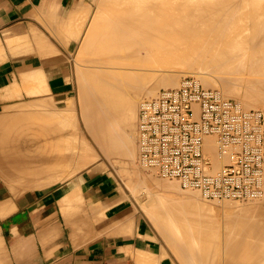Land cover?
<instances>
[{"label": "crops", "instance_id": "crops-1", "mask_svg": "<svg viewBox=\"0 0 264 264\" xmlns=\"http://www.w3.org/2000/svg\"><path fill=\"white\" fill-rule=\"evenodd\" d=\"M98 2L0 0V120L24 105L76 97L75 58H92L81 38H63V30L70 23L82 31ZM63 125L47 117L0 121V182L35 188L20 197L0 188V264H176L113 177L86 171L45 187L64 178L57 169L69 163L72 172L81 169L79 150L71 155L62 142L66 128L77 134V124ZM67 194L83 203L65 205Z\"/></svg>", "mask_w": 264, "mask_h": 264}, {"label": "bare ground", "instance_id": "bare-ground-1", "mask_svg": "<svg viewBox=\"0 0 264 264\" xmlns=\"http://www.w3.org/2000/svg\"><path fill=\"white\" fill-rule=\"evenodd\" d=\"M110 1L111 0H108V2L107 0H103L102 2L100 1L99 4L97 5L106 6V8L99 7L97 9H100V10L102 9L101 11H104V13L106 12V10H110V13H111L112 10L110 8H113L114 4L115 3L117 4L118 2H116L117 1L116 0L114 3V0H113V2H111L113 4L112 6ZM240 1L245 2L246 0H239L238 3ZM122 2L124 1L122 0ZM236 2L237 0H141L138 4L135 3L136 6L138 5L137 6L138 8L139 6L143 8L142 14L140 12L141 14L140 17L138 16L139 12L136 13L137 10H135V5H133L134 6L133 8V6H131L132 3L125 2L126 5L125 4L123 5L128 6L131 9V11L135 14L133 15L130 9L128 8L129 10H127V7H126L125 9L128 11L126 12L128 14L131 13L132 16L127 15L125 11H123L122 16L124 14L128 16L125 22L116 23L115 22L116 18H114V20L113 18L112 20L109 19L110 21L107 22V27L109 29L108 30L105 29L108 32V34L106 32L102 33V35L100 36L98 40L100 32H103L102 31L103 29H101L100 32L92 33V34H95V33L97 34L96 35L97 37H94L97 39V41L94 42L90 38H89L90 39L89 41H91V43L93 41V44L94 43L98 44L100 42L99 46L104 41L103 44L101 45L103 47L104 45L106 46V43L107 44L109 43L111 44L113 42L118 43L117 38H119L120 44L119 43L118 45L116 44L118 48H115L116 45L114 47V49L120 50V52L117 50L119 52L118 56L119 54L123 55V53H126V52L122 53V49H119L120 46H125L126 44L128 46L132 45L130 47L132 48L131 53L133 52L137 53L139 50L142 51V48L143 50L145 49L144 51L146 52V54L144 53V56L145 55L148 56V54H150V51H151L149 49L151 47L152 48L155 47L154 51L155 50L158 51V49L160 50V52L158 53V56L164 55L166 57H170L168 58L169 60L172 58L175 60V57L177 59V56H178V58L181 60L179 61V59H177L175 61L176 64L178 62L180 63L181 61H183L182 57L185 60V56H186V61H187L186 63L189 64V66L192 64L191 66H193L194 69H195V64H196L197 70L201 69L202 66L206 67V68L202 67L203 68L202 70L204 69L207 70V68H210L209 69L210 72H212L211 69L218 68V70L217 69L215 70H216V73L217 72L219 73L221 69L223 73L221 72L219 73V75L222 74V76H217V77L213 76L212 78L210 77L212 76V74L211 75L210 73L206 74L203 71L206 75L201 74V76H198V79L195 78V76L194 78L199 83L201 82L200 84L202 85V87L204 88L210 87L209 89L218 91V93L221 95L223 99L232 100L228 98L226 99V97H230L236 100V101L234 100L232 101L236 102L241 109L242 107L246 109V110L242 109L244 112L255 110V111L260 112L264 117V47L263 45H261L260 47L261 49L259 48V44L264 43V10H262V8H264V4H261L263 5V7H261L260 5L261 9H259L258 8L259 6H258L257 8H253V10L246 11L244 8L242 10L237 11V13L234 14L233 12L235 11V8L233 7L234 6L233 3H236ZM102 3L103 4L105 3V4L103 5ZM109 3L111 4V7L108 6L110 5ZM129 4L131 7L129 6ZM173 5L176 7H174ZM117 6L119 5L117 4ZM236 6L240 7L238 4ZM107 7H110V8H107ZM232 7L234 10L232 9ZM116 9L118 8H115L113 10V11H116L115 14L112 11L114 15L116 14L118 15L120 12L122 13L123 6H122V9L119 8L121 11L119 9L118 10ZM97 11L100 12L99 10ZM97 11H94V12H97ZM117 11L118 12L120 11V12L117 13ZM138 11H141V10H138ZM155 12L156 14L158 13L157 14L158 17L154 14ZM171 12L174 13L175 15L171 14ZM71 13H73V11H71ZM106 15L107 17H103V16L100 17V15L95 16V20L98 19V18L96 19V17H99L98 22L101 19L103 20L101 22H104L103 18H110L109 17L110 14H106ZM234 18H237L238 23L240 24V28L236 26L238 30L240 31L237 33V35L235 34L238 30H236V32H233V34L231 33L233 35L231 39L229 37L231 34L229 33V36H228V32H232V29H230L231 31L226 30L227 31L226 32L224 28L226 26H229V24L228 25L226 24L231 23L232 20L234 21V23H236ZM70 20L72 21V19ZM70 20L68 21L70 22ZM91 23L92 22H90V24ZM104 23L106 25V22ZM92 24H96V23H92ZM67 25L68 26L65 25V28L68 27L66 29L68 33L70 32L71 29L75 30L73 29L75 27L70 28L72 24L67 23ZM60 26H59V29L62 27ZM87 27H86V31L89 34V32L93 31V29L94 31H96V27L98 28L97 30H99L100 26L94 25L92 29L90 27L88 30H87ZM247 27L249 28V30L252 29V32L249 31L250 34L253 33L251 37L249 36L247 37V29H248ZM113 29H115L116 31H113ZM79 31L81 30H78L77 33ZM86 31L83 34L84 36H82L83 40L85 39L84 37L88 38ZM73 32L75 33L74 37L75 35L77 36V33L75 31ZM73 32H70V33L72 34ZM115 32L116 34L117 33L118 34L116 35ZM68 33L67 35L70 38V35ZM90 34L89 36H91ZM64 37L65 35L63 36V38ZM68 37H66V39H68ZM78 37L79 36L75 38L78 39ZM116 39L117 41H113ZM121 39H123L124 41ZM245 39L251 40L252 42L250 43H252V46L254 44H257V46L254 45L256 46V50L254 49V51L251 52L250 55L249 54L245 55L243 53L244 56L240 55L239 57V55L238 56L236 55L237 58L231 57V56H230L231 58L228 57L227 54H229L230 51L233 52L236 49V48L234 49L231 48V46L229 47V43H231L232 40L234 41L236 40L237 42H242ZM227 41H228L227 43L228 47L226 46ZM256 41H261V43L259 42L256 43ZM121 42L122 44H124L123 42H125L126 44L122 45ZM233 42L231 44H233ZM250 43H249L248 48H250L251 46ZM134 45H137L135 49L138 48L137 49L138 51L134 49L133 47ZM138 45L141 47H139ZM91 47L92 49L93 47L96 48V45L95 44L93 46L91 45ZM147 47H149V49ZM179 47L183 49L184 51L181 50ZM101 48H100V51H101ZM184 48H186L187 50H185ZM251 48L248 50H251ZM108 49L109 47H107V49L105 48L106 50L105 53L110 52V51H107ZM105 50H103L102 52H104ZM147 51L149 52L148 54H147ZM151 52H153V49ZM136 53H135V57L136 55L137 56L139 55L138 53L137 54ZM154 53H156L157 55V52H153L150 55L154 56L155 55ZM130 55L128 59H130L131 57ZM171 55L173 56L171 57ZM115 56L116 55L112 57L110 54V56L108 57L105 56V57H106V60H110V57H112L111 59L114 60ZM123 56L125 59L126 54ZM147 56L145 58L146 59L148 58L149 61H147L148 59L143 60L144 58H142L140 55H139V58L141 57V59L145 61L144 62L145 64L147 62H148L147 64H149L150 60L152 59H150V56L148 57ZM164 56L163 58L169 61ZM97 57L98 56H96V58ZM105 57H104V61H106ZM117 57H115V60ZM155 57L156 56H154V58ZM154 58H153V61H154ZM118 59L120 60V58H117L116 61H119ZM138 59L135 61H138ZM141 59H140V62L138 61L139 65L143 62ZM155 59L157 60L155 61L156 64H158V65L156 64L155 65L158 66V68L160 66L164 67V65H161L162 63L159 61L161 60V58L159 59V57H156ZM173 59L170 60V66L168 65L169 67L174 65ZM131 60L133 59L131 58ZM110 63L112 62L110 61ZM151 63L152 62H150L149 66L152 65L153 67L154 64L153 63L151 64ZM168 63L169 62H167V64ZM110 65L114 66V64H110ZM109 69L107 70L109 71ZM112 70L114 71V69ZM125 70L127 71L126 68ZM141 70L142 69L139 70L140 73H132V71L130 73L129 71L128 73L124 71L123 73L121 69L122 73H119L120 70L119 71L116 70L117 71L115 72L116 74H109V73L105 74V71H102V70H100V73H98L99 70L95 71L96 73L92 71L93 73L91 74H93L92 76L93 78L88 76V78H90V81H92L91 85H89L90 82H88L87 79H85L88 85L84 84L85 86L82 89V90H85V87L86 86L88 87L87 88L88 91L85 90V92L82 94L83 96L85 95L86 91L87 92L90 91L89 93H86L87 97L84 96L83 99L81 95V99L83 101V102L81 101V103H83L81 104L82 105L81 106L82 120L84 121L83 123L85 124V129H87L86 131H88V133L91 135L90 137H92L91 138L92 141L98 147L100 152L105 157H107V159L108 157L111 159L113 158L114 160H116L115 164L116 163L117 164L121 163L120 165L124 164L120 166L122 167V169L123 167L131 168V164H133L132 160L136 157L135 155L138 151L137 141H136V139H138V136H139V132L137 128L138 112H139L140 106L143 105V102L145 101L144 100V101H141V103H139V100L143 99L142 97H147L146 100L154 99L157 96L156 92L159 91L160 88L161 89L162 88L163 89H168V88L173 89V88H177L180 85V82L177 85V82H176L177 78L175 77L176 75L173 77L174 73H172V71L170 72L172 73V76H169L170 74L165 76L164 74L165 76L164 78H163V75H161L162 78L159 80H156L158 76L156 77L155 73H152V74L148 73L149 75L151 74L149 76L148 74H145L144 72V75H143L141 74ZM137 71L138 70L133 71V72H137ZM239 71H245L247 75H245V72L239 73ZM103 72L105 75L103 74ZM232 73H236V74L234 75ZM153 74H155L154 76L155 79L153 77ZM248 74L249 75L252 74V77L251 76L248 77ZM215 75H218V74H215ZM217 84L219 85V88L221 91H219V89L214 88L218 86ZM222 94L224 95V97L222 96ZM248 108H253V109L247 110ZM254 108H259L262 111L258 109H254ZM135 142H136V145H135ZM84 145L79 151V161H80L79 166L81 168H84L87 165L94 163L97 157L96 152L93 150V148H91V146L89 147V146H84ZM202 152L212 163L211 173H214V174L218 173L220 171L222 163L225 161V158H223L224 160H222L219 157L217 138L216 137H204L203 142H202ZM137 163H138V159H137ZM123 171H126V170L124 169ZM129 171L130 170H128V172H125V173L126 174L129 173ZM150 172L154 173L153 171H150ZM132 173H137V172L133 170ZM159 178L170 180V183L166 182L165 184H160L159 186H157L161 188V192L155 196L156 197V210H153L150 213H153L154 220L158 222L159 226L161 227V231L168 232L167 234L169 235V237L170 235L175 237L174 242L176 243V245L178 244L179 246L177 248H179L182 251L184 250V248H186V249H189V252L194 253L196 249H206L207 251H209V249L214 245L216 247H219V242H217L218 240L216 239V238L219 239V237H216V236H218V233L222 231V229L224 228L225 234L229 236L227 243H226L227 248L229 249L231 253L233 254L237 253L235 258L231 254H229V259H228L227 264H259V263L264 262V193L256 198H251L247 200L208 199L198 189H190V188L183 189L178 180L166 179V178H161V177ZM141 179L142 178L138 179L137 181ZM155 179H152V180L156 182L159 180V179L158 180H155ZM147 181L144 182L146 184L144 186L145 191L149 189L147 187V184H148ZM154 181L153 182L151 181V182L154 184ZM179 188L181 189V192ZM171 190H175L176 192L178 191V193L179 192L183 193L184 191L188 193L185 194L184 192L183 197H169L167 195V192ZM189 191H192V192H189ZM147 197L148 199H151L150 193H147ZM199 198L201 200L203 199V201L201 202ZM204 200H206V203H204ZM207 201H210V202L212 201L214 203L221 202L222 204H224V205L221 204L222 206L221 209L224 210L222 212L223 213L225 212L224 217H223V225L219 223V218L217 216L219 213V209L217 208L218 209L217 210L216 207L215 208L212 207V205L208 204ZM240 201L247 203L246 204L247 210L242 211L243 208L235 209L237 205L236 202H240ZM259 201H261L260 204H255L256 202L258 203ZM182 234H185L186 236H188L189 241L184 242V243H181L180 241H178V237L176 238V235L179 236ZM212 237H215L217 241ZM185 256H184L185 261H187L188 258H194L193 255L187 258ZM195 262L196 264H219L218 260L210 259V258L208 259L207 257H204L202 261L195 260Z\"/></svg>", "mask_w": 264, "mask_h": 264}, {"label": "built area", "instance_id": "built-area-1", "mask_svg": "<svg viewBox=\"0 0 264 264\" xmlns=\"http://www.w3.org/2000/svg\"><path fill=\"white\" fill-rule=\"evenodd\" d=\"M138 163L208 199L247 200L264 193V117L244 112L218 91L184 76L177 88L160 89L138 112ZM204 137H216L220 171L202 152Z\"/></svg>", "mask_w": 264, "mask_h": 264}, {"label": "rangeland", "instance_id": "rangeland-1", "mask_svg": "<svg viewBox=\"0 0 264 264\" xmlns=\"http://www.w3.org/2000/svg\"><path fill=\"white\" fill-rule=\"evenodd\" d=\"M102 2L103 0H99V2ZM115 1L116 0H114V3H115ZM124 2H122V0L120 1V0H117L116 2H118L117 4L119 5V6H117V4L115 3L114 4V7L113 8H110L111 7V2H113V0H111L110 1V5H108V6H110V7H107V8H110L112 11L115 9V8H120V9H122V6H123V10H122V13L120 12H118L117 11V13H119L118 15L116 14V15H114L115 14V12L116 11H113V13H112V11H111V13H110V10H106V12L104 13V11H101L100 9H97V8H99V7H105L106 8V6H100V5H98V7L97 8H95V11H97V10H99L100 12H94V16L93 15H91L92 17L90 18L89 16H88V14H87V16H88V18H89V22H87V24H85V23H83L84 25H86L85 27H84V29H82V31H79L78 33H79V35H78V33H77V31L79 30V29H77L76 30V28H73V27H75L73 24H72V26H70V27H72L73 29H75V30H70V32H73V31H75L76 33H77V36H79L78 37V40H80V38L82 39V43H83V45L85 44V45H87L88 44V47H86V48H88L87 50H84V48L82 49V51H83V53L84 52H86L87 54L86 55H88V57H90V58H92V61H87V60H84V59H82V60H77L76 58H75V73H72L73 74V77H74V83H75V85H76V87H77V90H76V97L74 98V99H72L71 101H68V102H66V103H64V104H57V103H54V102H52L51 100H45V101H38V102H34L33 104H29V105H24V106H21L20 108H18V109H16L13 113H11L10 115H8V116H6V117H3V118H1V122L2 123H6V122H9V121H16V120H30V121H33V120H36V119H41V118H43V117H47L48 119H53L54 121H58V120H61V125L64 127V122L66 121V122H73L74 120H75V122H76V124H77V130H78V132H77V134H74L73 133V131L70 129V128H66L65 130H64V134H63V138H62V142H63V149L65 148V151L67 150L66 149V147H68V146H70L71 147V155L74 153V152H76V150H79L80 151V149L83 147V145L84 144H86V145H84V146H91V148H93V150L96 152V160L94 161V163H91L90 165H87L86 167H84V168H81V169H79L78 171H76V172H72V164H67V167H65V168H59V169H57V172H56V175L57 174H60V175H62V177H64L63 179H61V180H58L55 184H51V185H48V186H45V187H49V186H52V185H57V184H64L65 182H67L68 180H70L71 178H74L75 176H77L78 174H80V173H83V172H86V171H89L91 174L92 173H94V172H98V173H101V174H103V175H109V176H111V177H113L115 180H116V182H117V187H118V189H119V191H120V193H121V195H122V198H123V200H125L129 205H131V208L132 209H134V211H135V213H136V217H142L148 224H149V226H150V228L152 229V230H155L156 232H157V234H158V240L159 241H161L162 242V244L163 245H165L166 247H167V250H168V252L169 253H171V256H172V258L175 260V262H176V264H196V262H195V260H200V261H202V259L204 258V257H207L208 259L210 258V259H216V260H218L219 261V264H227V262H228V259H229V254H231L234 258L236 257V255H237V253H231L230 251H229V249L227 248V246H226V243H227V240H228V238H229V236H227V234H225V229L223 228L222 229V231H220L219 233H218V236H216V237H219V239L218 238H216L215 239V237H212V238H214L217 242H219V247H216L215 245L214 246H212L210 249H209V251H207L206 249H196L195 251H194V253H191V252H189V249L188 250H186V252H189L190 254H186L184 251H182V250H180L179 251V248H177V247H179L178 246V244L176 245V243L174 242V240H175V237L174 236H171L170 235V237H169V235L167 234L168 232H164V231H161V227L159 226V224H158V222L157 221H155L154 220V217H153V213H150L151 211H153V210H156V195L158 194V193H160L161 192V188H159V187H157V186H159L160 184H165L166 182H169L170 183V180H165V179H160L159 177H157L156 176V174H154V173H151L150 171H148V170H144L143 168H141L139 165H138V163H137V153H136V157L132 160L133 161V164H131V168L130 167H128V168H124L123 167V169H122V167H120V166H122V165H124V164H122V165H120L119 163L117 164H115V162H116V160H114L113 158L111 159V158H109L108 157V159H110V160H108L107 159V157H105L101 152H100V150L98 149V147L94 144V142L92 141V137H90L91 135L88 133V131H86L87 129H85V124L83 123L84 121L82 120V108H81V104H83V103H81V101H82V99L84 98V96L85 97H87V95H86V93H89V92H87L88 90H87V86L85 87V90H87L86 91V93H85V95L83 96L82 94L85 92V90H82L83 89V87L85 86V85H88L87 84V81L88 82H90L89 83V85H91V83H92V81H90V78H88V76L89 77H92L93 76V74H91V73H93V72H95V71H97V70H99L98 71V73H100V70H102V71H105V74L106 73H109V74H116L115 72H117V71H119V73H122V71H123V73H124V71H126L125 70V68L127 69V73H128V71H129V73L132 71V73H140L139 72V70L140 69H142L141 70V74H143L144 75V72H145V74H148V73H155L156 74V80H159V79H161L162 78V76L161 75H163V78L165 77V76H167V75H169V76H172V73H174L173 74V77L175 76L176 78H177V85L179 84V82H180V80L184 77V76H191V74H192V76L194 77L195 76V78H197L198 79V76H201V74H203V75H206V74H209L210 73V75L212 74V76H210V77H212L213 78V76H222V74H220L219 75V73H221L222 71H221V69H220V72L218 73H216V70L215 69H217L218 70V68H215V69H211V71L212 72H210V68H207V70H209V71H207V70H202L203 68H206V67H201V69H198L197 70V68H196V64H195V69H194V67L193 66H189V64H187L186 62V56H185V60H184V58L182 57V60L183 61H181L180 63L178 62L177 64H176V60L177 59H179L178 58V56H177V59H176V57H175V55H174V57H175V60L173 59V66H171V67H169L170 66V60H172V59H168V58H170V57H166V56H164L163 54V56L164 57H166L169 61H167L165 58H163V56H158V53L160 52V50L158 49V51L157 50H155L154 51V49H155V47L154 48H150L149 49V47H147L149 50H151L152 51V49H153V52H157V55H156V53H154L155 55L154 56H156V57H159V59L161 58V60H159L162 64L161 65H164V67L162 66H160V64H159V68H158V66H156V65H158V64H156V62L155 61H157L158 60V58H157V60L154 58V56H152V55H150V54H152L153 52H151L150 51V54H148L149 52L147 51V54H148V56H150V59H152V60H150V62H152L154 65H153V67H152V65H150L149 66V64H150V62H149V64H145L144 62L145 61H143V60H147L145 57L147 56V55H145L144 56V53L146 54V52L143 50V48H142V51L141 50H137V49H135V47L137 46V45H134L133 47H134V49L135 50H137L138 52V54L142 57V58H144L143 60L141 59V57L139 58V55L137 56L136 55V57H135V53L133 52V53H131V51H132V48H130L131 46H128L125 42H123L124 44H122V42H121V44L122 45H125V46H127V47H125V46H120L119 47V49H122V53L123 52H126V53H123V55H125L126 54V56H125V59H124V56L123 55H120L119 54V56H118V53L120 52V50H118V49H114V47H115V45L117 44L118 45V43H119V38H117L118 39V43L117 42H113V43H109L110 44V46H109V44H107L106 43V46L107 47H109V49L107 50V51H110V52H107V53H105L106 52V50H105V48L107 49V47L104 45L103 47L101 46L102 44H103V40H101V41H103L102 42V44H100V46H99V43L97 44V43H94L95 45H96V48H94L93 47V49H92V47H91V45L93 46L94 44H93V41L95 42V41H97V39L96 38H94V37H97L96 35V33L95 34H92V33H94V32H100V30L101 29H103L102 31L103 32H100V35H99V37H98V40H99V38H100V36L102 35V33H107L108 34V32L106 31V30H108L109 28L107 27V22L108 21H110V20H112V18H113V20H114V18H116L115 19V22L116 23H123V22H125L126 21V19L128 18V16L127 15H130V16H132V14L131 13H133L132 11H131V9L128 7V6H125L126 4H125V2L126 3H132L131 4V6H133V5H135V3L136 4H138L141 0H123ZM130 1H132V2H130ZM238 1L239 0H237V2L236 3H233V7L235 8V11L233 12L234 14L235 13H237V11H239V10H242V9H244L245 8V10L246 11H249V10H253V8H257L258 6V8L259 9H261L260 8V5L261 4H264V0H246L245 2H242V1H240L239 3H238ZM99 2H98V4H99ZM107 2H108V0H107ZM134 2V3H133ZM121 3V4H120ZM245 3V4H244ZM103 4V3H102ZM105 4V3H104ZM103 4V5H104ZM123 4H125V5H123ZM173 4V3H172ZM239 5L240 7H238V6H236V5ZM106 5H107V3H106ZM112 6H113V4H112ZM116 6V7H115ZM129 6H130V4H129ZM130 6V7H131ZM138 6V5H137ZM136 5H135V10H137V12L136 13H138L139 15V17L141 16V14H142V12H143V8H141V6H139V8L137 7ZM174 6V5H173ZM172 6V7H173ZM247 8H246V7ZM127 7V10H129L130 9V11H131V13L130 14H128L127 12V10L125 9ZM137 7V8H136ZM174 7H176V6H174ZM233 7H232V9H233ZM261 7H263V5H261ZM129 8V9H128ZM133 8H134V6H133ZM141 8V9H140ZM239 8V9H238ZM118 9H116V10H118ZM237 9V10H236ZM138 10H141V11H138ZM234 10V9H233ZM262 10H264V8H262ZM123 11H125V13L127 14V15H123L122 16V14H123ZM127 11V12H126ZM133 11H134V9H133ZM140 12H141V14H140ZM176 12V11H175ZM99 13V14H98ZM97 14V15H96ZM106 14H110V18H103L104 19V22H106V25H105V23L104 22H101V21H103L101 18V20L98 22V20H99V17H96V19L97 20H95V16H99L100 15V17H107V15ZM111 14H112V16H111ZM135 13H133V15H134ZM156 16H157V14H156V12L154 13ZM171 14H173V15H175L174 13H172L171 12ZM86 16V17H87ZM118 16V17H117ZM120 17V18H119ZM123 17V18H122ZM158 17V16H157ZM107 19V20H106ZM110 19V20H109ZM119 19V20H118ZM235 19V22L236 23H234V21L232 20L231 21V23H227L226 25H228L229 24V26H226L224 29H225V31L227 30V31H231L230 29H232V32H228V36H229V33L231 34H233V32H236V30H238V28H240V24L238 23V20H237V18H234ZM90 20H92V21H90ZM97 21V22H95V21ZM106 20V21H105ZM121 20H122V22H121ZM94 21V22H93ZM90 22H92V23H96V24H90ZM233 23V24H232ZM82 24V25H83ZM90 25V26H89ZM94 25H99L100 27H99V30H97L98 28L96 27V31H94V29H93V31H90L91 32V34H90V32H89V34L91 35V36H89V34H88V32L86 31V27H87V30L91 27V29H92V27H94ZM140 25V24H139ZM232 26V28H231V26ZM234 25V26H233ZM236 26H238V28L236 27ZM227 28V29H226ZM233 28H235V29H233ZM237 28V29H236ZM248 28V27H247ZM90 29V30H91ZM106 29V30H105ZM235 30V31H234ZM86 31V33H87V37L88 38H86V37H84L85 39L83 40V37L82 36H84L83 34H84V32ZM112 31V30H111ZM113 31H116L115 29H113ZM112 31V32H113ZM226 31V32H227ZM240 30H238L237 32H236V34L235 35H237V33L239 32ZM249 31L250 32H252V29L251 30H249V28L247 29V37L249 36V37H251L252 36V34H250L249 33ZM63 32H64V34H63V36L66 34L67 35V33H68V31L67 30H63ZM68 33L69 35H70V37L71 38H73L74 39V32L71 34V33ZM114 33V32H113ZM99 34V33H98ZM115 34H116V32H115ZM118 34V33H117ZM116 34V35H117ZM230 35L229 37L232 39V37H233V35ZM245 34H246V32H245ZM94 35V36H93ZM76 35H75V37H77ZM92 39L93 41H92V43H91V41H89L90 39ZM94 38V39H93ZM117 39L116 40H113V41H117ZM87 40H88V42H87ZM121 40H123V39H121ZM124 41V40H123ZM197 41V40H196ZM234 40H232V42H233ZM236 41V40H235ZM233 42V44H231V43H229V47L231 46V48H236L235 50H237V51H230V53L229 54H227L228 55V57H236L237 58V56L239 55V57H240V55H242V56H244V54L245 55H247V54H249L250 55V53L251 52H253L254 51V49L256 50V46H257V44H254V45H256V46H252V43H250V42H252L251 40H249V39H245L244 41H242V42ZM87 42V43H86ZM90 42V43H89ZM109 42V41H108ZM110 42H112V41H110ZM229 42H230V40H229ZM261 43V41H256V43ZM196 43H198V42H196ZM228 43V41L226 42V44ZM249 43H250V45L252 46V48H251V46H250V48H251V50H248V49H250V48H248V46H249ZM120 44V43H119ZM99 47H98V46ZM116 45V47L115 48H118V46ZM234 45V46H233ZM261 45H263V47H264V43L262 44H259V48L261 47ZM112 46H113V48H112ZM139 46V45H138ZM227 47H228V44L226 45ZM103 48V50H105L104 52H102L103 50H102V48ZM112 49H111V48ZM139 47H141V46H139ZM262 47V48H263ZM97 48H98V50H99V52H98V50H97ZM100 48H101V51H100ZM146 48V49H147ZM180 48V47H179ZM89 49H91V50H89ZM94 49H96V50H94ZM129 49V50H128ZM134 49H133V51H134ZM140 49V48H139ZM181 49V48H180ZM185 50H187L186 48H184ZM227 49V48H226ZM230 49V48H229ZM261 49V48H260ZM112 50H113V52H112ZM116 50V51H115ZM119 52H118V51ZM181 50H183V49H181ZM243 50V51H242ZM246 50V51H245ZM93 51V52H92ZM129 51H130V53H131V55H130V53H129ZM144 51V52H143ZM184 51V50H183ZM102 52V53H101ZM117 52V53H116ZM104 53V54H103ZM136 53V54H137ZM244 53V54H243ZM108 54V55H107ZM110 54H111V56L113 57L114 55H116L115 57H117V58H120V60H122V61H120L119 59V61H116L117 60V58H116V60H115V57H114V60L113 59H111L112 57H110V60H106V57H108V56H110ZM112 54H114V55H112ZM134 54V55H133ZM179 54V53H178ZM128 55V56H127ZM129 55L131 56L130 57V59H128L129 58ZM180 55V54H179ZM237 55V56H236ZM93 56V57H92ZM96 56H98L97 58H96ZM106 56V57H105ZM123 56V57H122ZM133 56H134V58H133ZM147 56V57H148ZM152 56V57H151ZM168 56V55H167ZM173 55H171V57H172ZM181 56V55H180ZM102 57V58H101ZM104 57H105V60L106 61H104ZM230 57V58H231ZM82 58V57H81ZM96 58V59H95ZM123 58V59H122ZM127 58V59H126ZM131 58L133 59V60H131ZM136 58V59H135ZM139 58V59H138ZM153 58H154V61H153ZM107 59H109V58H107ZM138 59V61L140 62V59L143 61H141L142 63L139 65V62L138 61H135V60H137ZM166 61H164V60ZM181 59H179V61H180ZM102 61V62H101ZM110 61L112 62V63H110ZM124 61H125V63H124ZM131 61V62H130ZM135 61V62H134ZM147 61H149V59L147 60ZM158 61V62H159ZM97 62V63H96ZM106 64H105V63ZM114 62V63H113ZM130 63V65H129V63ZM137 62H138V64H137ZM155 62V63H154ZM157 62V63H158ZM167 62H169L168 64H167ZM109 63V64H108ZM144 63V64H143ZM151 63V64H152ZM166 63V64H165ZM110 64H114V66L113 65H110ZM124 64V65H123ZM156 64V65H155ZM132 65V66H131ZM137 65V66H136ZM142 65V66H141ZM166 65V66H165ZM169 65V66H168ZM171 65H172V63H171ZM187 65H188V67H187ZM194 65V64H193ZM199 65H201V64H199ZM124 66H126V67H124ZM141 66V67H140ZM147 66H149V67H147ZM113 67V68H112ZM128 67V68H127ZM132 67V68H131ZM139 67V68H138ZM157 67V68H156ZM197 67H198V65H197ZM109 69V71L107 70V69ZM114 69V71L112 70V69ZM118 68V69H117ZM132 70H131V69ZM134 68V69H133ZM96 69V70H95ZM121 69H122V71H121ZM191 69V70H190ZM108 72H107V71ZM117 70V71H116ZM136 70H138L137 72H133V71H136ZM159 70V71H158ZM215 70V71H214ZM237 70V69H236ZM93 71V72H92ZM101 71V72H102ZM172 71V73H170ZM193 71V72H192ZM206 73H204V72ZM214 71V72H213ZM125 72V73H126ZM143 72V73H142ZM178 72V73H177ZM183 72V73H182ZM199 72V73H198ZM201 72V73H200ZM235 72V71H234ZM238 72V71H237ZM245 71H239V73H244ZM91 74V76H90V74ZM96 73V72H95ZM119 73H117V74H119ZM162 73V74H161ZM197 73V74H196ZM218 74V75H215V74ZM223 73V72H222ZM103 74H104V72H103ZM102 74V75H103ZM104 74V75H105ZM108 74V75H109ZM150 74V75H151ZM155 74H153V77L155 76ZM164 74H165V76H164ZM232 74H236V73H232ZM84 75V76H83ZM95 75V74H94ZM103 75V76H104ZM149 75V74H148ZM149 75V76H150ZM233 75V76H234ZM245 75H247V73L245 72ZM244 75V76H245ZM197 76V77H196ZM249 76H251L252 77V74L251 75H249L248 74V77ZM255 76V75H254ZM84 77V78H83ZM247 77V76H246ZM93 78V77H92ZM92 78H91V80H92ZM152 78V77H151ZM175 78V79H176ZM85 82H83L82 80ZM85 79H87V81L85 80ZM89 79V80H88ZM154 79H155V77H154ZM83 83H82V82ZM201 83V82H200ZM85 84V85H84ZM218 85V84H217ZM91 87V86H90ZM218 87V88H217ZM217 87H214L215 89H219V91H221L220 90V88H219V85L217 86ZM206 88H208V87H206ZM210 88V87H209ZM161 89V88H160ZM89 90H91V89H89ZM158 92V91H157ZM157 92H156V95H157ZM81 95H82V99H81ZM89 95V94H88ZM222 96L224 97V95L222 94ZM143 99H140L139 100V103H141V101H144V100H146V98L147 97H142ZM149 98H151V97H149ZM148 98V99H149ZM232 99V100H234L233 98H230V97H226V99ZM86 99V98H85ZM234 101H236V100H234ZM83 102V101H82ZM242 109H244L243 107H242ZM250 109H253V108H248L247 110H250ZM254 109H258V110H260L259 108H254ZM244 110H246V109H244ZM260 111H262V110H260ZM75 137H77V138H81L79 141H75L74 142V138ZM136 141H137V139H136ZM84 142H86V143H84ZM83 144V145H82ZM88 144V145H87ZM135 145H136V142H135ZM135 148H136V146H135ZM71 158H72V156H71ZM119 165V166H118ZM95 166V167H94ZM95 168V169H94ZM126 170V171H123V170ZM132 169V170H131ZM120 170H121V172H120ZM128 170H130L129 171V173H125V172H128ZM133 170H135V172H137V173H132V171ZM139 171V172H138ZM117 172V173H116ZM133 174V175H132ZM152 174V175H151ZM119 175V176H118ZM130 175V176H129ZM139 175V176H138ZM154 175V176H153ZM51 176H52V173H49V174H45L38 182L39 183H41V182H43V181H47L48 179H50L51 178ZM141 176V177H140ZM153 176V177H152ZM133 177H135V178H133ZM138 177V178H137ZM140 178H142L141 180H139V181H137L138 179H140ZM150 178V179H149ZM156 178V179H155ZM152 179H155V180H158L157 182L156 181H154V180H152ZM125 180V181H124ZM134 180V181H133ZM148 180V181H147ZM127 181V182H126ZM148 182V184H147V187L149 188L147 191H145V189H144V186L146 185L144 182ZM154 181V184L152 183V182ZM128 182H129V184H128ZM132 182V183H131ZM134 182V183H133ZM137 182H139V183H137ZM176 183V182H175ZM131 184V185H130ZM132 185H134V186H132ZM128 186H130V187H128ZM179 186V185H178ZM0 188H3V189H5V191L11 196V197H20V196H23L26 192H28V191H30V190H35V188H31V189H27L26 190V186H25V183L23 184L22 182H21V180H17V181H15V182H13L12 183V187L11 188H9V186L8 185H6V184H4V183H2V182H0ZM180 189V188H179ZM184 191V190H183ZM180 192H181V189H180ZM178 193V191L176 192L175 190H171V191H169V192H167V195L169 196V197H183V195H184V192L183 193ZM189 192H192V191H189ZM147 193H150V195H151V199H148V197H147ZM188 193V192H187ZM186 192H185V194H187ZM80 195H82L81 194V192H80ZM200 196V195H199ZM200 198H202V197H200ZM199 198V199H200ZM63 202L62 203H65V205H67V206H71L72 204H77V203H83V202H81V201H79L78 199H76V198H74L71 194L69 195V194H67V195H65L64 196V198H63ZM201 200V199H200ZM203 201V199L201 200V202ZM260 202L261 201H259L258 203L256 202L255 204H260ZM204 203H206V200H204ZM207 203L208 204H211L212 205V207H216V209L218 208L219 209V213H218V218H219V223H221V225H223V217H224V213L222 212V211H224V210H222L221 208H222V206H221V202H219V203H217V202H210V201H207ZM214 203V204H213ZM218 204V205H217ZM236 207H235V209H242V211L243 210H247V203L246 202H243V201H240V202H236ZM220 205V206H219ZM222 205H224V204H222ZM224 207V206H223ZM229 207V206H228ZM231 207V206H230ZM227 208V207H226ZM233 208V207H232ZM217 209V210H218ZM224 209V208H223ZM221 210V211H220ZM97 212L98 213H101L99 210H97ZM102 214V213H101ZM227 214V213H226ZM225 214V215H226ZM103 215V214H102ZM173 237V238H172ZM178 237V241H180L181 243H184V242H187V241H189V237L188 236H186L185 234H182V235H176V238ZM203 239H205V238H203ZM207 239V238H206ZM183 241V242H182ZM173 242H174V244H173ZM175 246V247H174ZM177 248V249H176ZM186 255V256H185ZM194 256V258H188L187 259V261H185V258H184V256L187 258V257H189V256ZM254 256V255H253ZM259 264H264V262L263 263H259Z\"/></svg>", "mask_w": 264, "mask_h": 264}]
</instances>
